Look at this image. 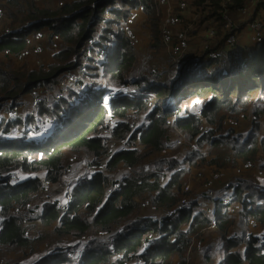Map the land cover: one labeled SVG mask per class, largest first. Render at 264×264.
<instances>
[{
    "label": "trees",
    "instance_id": "obj_1",
    "mask_svg": "<svg viewBox=\"0 0 264 264\" xmlns=\"http://www.w3.org/2000/svg\"><path fill=\"white\" fill-rule=\"evenodd\" d=\"M119 1L124 4L133 2ZM222 1H219L218 12L213 15L217 20ZM108 2L72 0L62 3L58 13L51 14L47 9L31 3V0H0V7L7 15L0 29V95L17 93L12 103L21 102L30 93L44 98L52 96L56 86H46L63 74H69L74 66L82 64L83 60L79 61L81 46L75 44L90 41L96 25L104 21L103 11L111 14L115 12L118 21L127 15L125 9L115 10L114 1ZM243 3L244 0H230L226 6L234 10ZM143 6L148 12L145 2ZM38 31L42 32L43 41L54 39L57 49L50 60L30 62L34 66L26 76L33 79H26L21 87L18 85L19 76L25 73L22 68L17 69L8 64L17 61V56L27 45V38ZM263 32L264 29L258 37L256 50L242 54L241 62L222 63L219 56L211 58L205 55L201 57L205 65L199 69L200 58L191 55L184 65L183 79L177 73L181 62L169 57L166 60L167 68L148 77L145 91L153 93L152 100H141L132 93L110 96V93L100 88L96 95H92L95 89L83 80L76 82L82 85L81 91L67 90L59 99L48 104L37 102L23 120L16 116L13 119L17 120L9 125L0 123V127L4 125L5 128L0 133V216L4 217L0 222V252L17 258L20 255L16 252L17 248L30 250L29 255H32L42 244H53L55 249L34 264H66L65 254H62L65 250L60 243L65 242L67 237H87L78 264H109L114 255H120L116 261L124 264L132 254H137L143 264H194L187 258V251L193 248L195 240L202 242L205 233L214 228L225 243V253L217 258L204 251L203 264H264V200L261 196L258 203L250 201L252 194L243 188L241 180L227 187L230 194L227 195L229 201L226 203L222 194L210 196L203 189L206 194L204 197L212 203H209L212 210L210 216L205 213L193 214L191 209L196 201H191V196L187 207L178 209L176 214L169 213V209L176 207L185 194L184 181L190 167L173 170L166 181L161 180L164 174L158 170L133 172L107 191L111 180L109 172H113L120 164L134 167L151 154L166 148L169 136L166 131L170 130L171 119L175 117L174 109H180L181 106L185 109L184 116L174 119L175 126L189 141L196 143V150L187 154L189 159L206 144L211 156L209 165L216 164L219 168L227 167L218 164L219 158L225 154L236 162L247 163L264 152V136L258 139L251 134L247 140L249 143L239 146L235 131L229 130L226 135L219 137L203 133L204 122L215 127L218 121L221 126L224 113L241 110L243 106L251 104L257 95L264 97ZM152 34L157 40L155 28ZM217 34L222 35V28ZM127 44L119 40L113 51L107 50L110 65L129 64L132 61L133 54ZM216 62L221 64L223 71L212 64ZM114 70L112 66L111 71ZM44 72L48 73L41 75ZM257 80L260 82L256 83ZM192 97L200 101L197 103L198 111L188 107ZM4 107H11V104L0 101V110ZM129 113H145L146 120L133 126ZM74 117L77 121H73ZM0 120H5V117L1 116ZM17 124L28 128L23 137L12 130ZM30 124L36 129L32 130ZM29 131L33 135H28ZM111 141L115 142V146L110 147L108 154ZM64 151L84 152L91 156V161L104 162L106 170L86 175L83 179L80 176L84 175L78 176L73 188L68 189L64 212L56 208L55 202H45L38 214L27 216L28 222L50 227V231L44 235L38 230L27 235L22 215H9L8 211L14 204L24 205L32 201L42 189L43 180L51 183L61 180L64 174ZM16 171L23 174L42 172L43 177L22 175ZM192 192L193 189L189 195ZM146 197L154 208L166 209L167 215L152 220V227L144 223V227L137 229L134 234L117 230L118 226L128 224L136 216L141 201ZM213 222L214 227H211ZM243 223L248 224L247 227H242ZM237 224L241 227L232 229ZM114 231L115 236H112ZM149 232L152 238L157 239L151 241L145 238ZM99 233L109 234L110 245L100 246L93 242L95 234ZM67 256L70 257V252ZM171 258L172 262L168 263L167 260Z\"/></svg>",
    "mask_w": 264,
    "mask_h": 264
},
{
    "label": "rangeland",
    "instance_id": "obj_2",
    "mask_svg": "<svg viewBox=\"0 0 264 264\" xmlns=\"http://www.w3.org/2000/svg\"><path fill=\"white\" fill-rule=\"evenodd\" d=\"M68 1L72 0H31V3L40 8L47 9L51 14H56L62 3ZM108 1V4L114 1V8L117 11L125 9L127 13L125 18L118 21L117 16L114 14L115 12L111 14L103 11L102 17L104 18V21L96 25L95 32L92 34L94 41H86L83 44L77 42L75 44L81 46L79 61L83 60L82 64L74 66L69 74H63L54 82L46 86L48 88L56 86L52 92V96L49 98L40 97L35 93H30L25 99H20L21 102L13 103L11 107L2 108V110H0V117L4 116L5 120H0L1 124L9 125L13 123L17 120L13 119V117L16 116L23 120L28 110L36 106L37 102L44 101L48 104L49 101H55L62 96L60 95L62 91L63 93L71 89L81 91L82 85H78L76 82L83 80L95 89L92 95H96L97 90L100 88L107 93H110V96L115 97L118 95L125 96L132 93L133 95L139 96L141 100L153 98V93L145 91V88L149 83L148 77L156 75V70L161 71L162 69L167 68L166 59H168V57L175 51V42L180 38L178 30L182 29V25H186V30L189 35L192 36L193 34L190 32L192 29L199 26L203 21L208 20L216 11H218L217 3L220 0H190L189 10L181 14V24L173 27L172 38L167 41V44L164 43L160 37L162 24L167 13L162 11L158 5V0H132L133 2L131 4H124L119 0ZM130 1L131 0H129L128 3ZM143 2L148 6V12H146L143 7ZM257 2L256 6L253 5L250 7V12L252 13L255 9V11L260 14L258 18L261 21H264V0H257ZM176 3L177 0H168L166 10L175 11ZM259 11H262V13ZM222 13H224V11H222ZM105 19L107 21H105ZM213 23V27L216 31L218 22L214 21ZM153 28L157 30V40L152 36ZM33 35L32 42L39 40L40 35V45H42V32H34ZM103 37L104 39H102ZM119 40L128 43V49L132 52L133 59L129 64L110 65V61L106 54L108 52L107 50L113 51L114 47L119 43ZM54 41V39H51L50 43L54 44ZM94 44H100L101 46H94ZM219 57L222 63L223 61H226L225 63H237L242 61L240 54L237 53H231L227 56L220 55ZM17 58V61L14 58H9V60L14 59L16 62L10 61L8 66H14L17 69L22 68L25 75L21 74L18 81V85L22 87L26 79H33L26 76V74L29 69L34 66V63L27 62L20 56H17ZM36 59L42 61L45 60V51ZM212 64L223 71L219 62ZM204 65L205 64H202L198 68L200 69ZM46 66L49 67L50 65ZM112 66L115 67L113 72L111 71ZM47 73L48 72H44L41 75L45 76ZM177 73L179 74V77L183 79L184 73L180 71H177ZM259 82V80L256 81V83ZM88 88L91 87L88 86ZM21 92L22 90L20 93ZM5 95H9L10 98L8 99L13 100L11 98L13 94ZM194 98L195 97L189 99L188 107L192 111H198L197 103H200V101H197ZM106 101L107 100H105V103ZM106 105L109 107L108 104ZM263 110L264 97L257 95V98L254 99L251 104L243 106L241 110H237L231 114L224 113L221 126H219L218 121L215 127L204 122L203 133L208 132V136L210 137H219L226 135L229 130H232L233 132L235 131L234 134L239 137V146H243L244 143H249L247 140L251 134L256 135L258 139L263 138ZM184 111L185 109L183 106H181L180 109H174L175 117L171 119L170 130L166 131V134H169L168 139L166 140V148L162 151L151 154L134 167H127L124 164H120L113 172H109L111 180L107 191L111 189L113 184L116 186L117 183L125 178L127 174L131 175L133 172L158 170L161 174H164L162 175L161 180L166 181L167 176L171 174L173 170L185 166L187 168L190 167V172L185 176V185L183 188L186 195L184 196V200L187 201L188 205L190 196L191 201H196L193 210L191 209L193 212L207 211V214H209L208 211H210L212 213L209 204L211 201L209 198L204 197L206 194L210 196L222 194L224 197L223 201H225V203L228 202L229 198L227 195H229L230 192L227 191V187L230 186V184H235L238 180H241L243 188L252 194L250 201L258 203L261 196L264 200V152H260L254 161L247 163L236 162L232 157L228 158L225 154L222 158H219L218 164L227 165V167L219 168L216 164L209 165L211 156L209 155V146L206 144L200 148L198 153H196L192 159H189L187 154L196 150V143L194 141H189L183 133L179 132L174 121V119L184 116ZM129 116L133 125H138L146 120L145 113H129ZM72 119L73 121H77L76 117ZM30 125L32 130L36 129V126H33L32 124ZM27 129L28 128H26L25 125L20 126L18 124L12 128V130L21 133L20 137L24 136ZM4 130L5 128L3 125L0 127V133H3ZM211 131L213 132L211 133ZM243 140L244 142H242ZM121 142L124 143L123 141ZM111 146L114 148V141L110 142L108 154L110 153L109 149ZM125 147L126 146H124L123 149ZM63 155L64 174L61 180L56 184L43 180V187L34 195V199L30 202V206L20 208V210L16 212V214L22 215L25 221L24 225L27 228V235L35 233L36 230L41 231L43 235L50 231V227H43L38 222H28L27 216L31 217L38 214L45 202H55L56 204L59 201L65 202L66 197L69 194V192H67V187L73 188L75 179L80 175H84L80 176L82 179L86 177V175L90 173L89 171L91 167L98 165L101 166V170H106L104 162L91 161V156L84 152L64 151ZM16 172L22 175H39L43 177L42 172L29 174H23L20 171ZM13 179L16 180L15 175H13ZM49 183L51 185H49ZM192 189V195H189V192ZM203 189L206 194L203 193ZM166 213V209L159 210L154 208L151 205L149 198L146 197V199L141 201L140 211L136 216L133 217L128 224L123 223L122 226H118L117 230H124L121 232L124 234L125 232L134 234L137 229L144 227V223H148V227H152L151 221L167 215ZM126 225L129 227L128 230L126 229ZM247 225L248 224L243 223L242 227H247ZM133 227L138 228L132 230ZM236 227L241 226L237 224L232 229ZM210 229L211 230L205 233L202 242L195 240L193 248L191 249L190 247L189 251H187V258L193 261L194 264H203L202 254L204 251L215 255L217 258L222 257L225 253V243L222 238L213 230L214 228ZM115 232L116 231L113 232L112 236H115ZM117 233H119V231H117ZM144 237L149 238L151 241L157 239L156 237L152 238V233L150 232ZM87 239V237H82V239L67 237L65 242L60 243L65 250L62 254H65L66 264L79 263L84 252L82 245L86 243ZM93 242L98 243L100 246L110 245L111 237H109V234L105 233L95 234ZM52 249H55L53 244L45 243L38 248L35 254L29 255L30 250L17 248L16 252L20 253L17 258H14L11 254L0 252V264H13L15 262H19L20 264H34L43 259L45 257L44 255ZM68 252H70V257L67 256ZM167 262L171 263L172 258L167 260ZM109 264L120 263L111 260ZM124 264L143 263L137 258V254H132L127 263Z\"/></svg>",
    "mask_w": 264,
    "mask_h": 264
},
{
    "label": "built area",
    "instance_id": "obj_3",
    "mask_svg": "<svg viewBox=\"0 0 264 264\" xmlns=\"http://www.w3.org/2000/svg\"><path fill=\"white\" fill-rule=\"evenodd\" d=\"M229 1L230 0H223L222 1V9L220 10V13L218 15L219 19L217 20L215 17L213 20V22L214 21L218 22L216 31H215V28L213 27L214 24L210 25L211 27L208 26L206 28L205 36L207 38H215L217 40V45H223L224 48L229 50V51H236L238 48V34L244 28L245 25L249 24L250 27L255 30L253 32V36L255 38L258 39V37L261 35V33L258 31L260 25L256 22V20H257L256 17L249 18L248 23H244V21H242V19L239 21H234L232 18V13L238 12L242 16H245L248 14L247 2L254 3V4H257L258 2H257V0H244V3L241 6H239L238 8H235L234 10H229V8L226 6V4ZM189 2H190V0H177L176 6H175L176 10L175 11H167L166 6L168 3V0H158V5L162 9V11L167 13L166 18L163 21L162 30L160 33V37L164 43L167 44V41L171 40L173 27L179 26L181 24V14L184 12H187L189 10ZM222 11H224V13H222ZM6 20H7V15L5 14L4 10L0 7V29L2 28V25L6 22ZM220 22L223 23L222 35L220 37H218L217 31H218V26H219ZM196 28L192 29L190 32L194 31ZM186 29H187L186 26L185 27L182 26V29L178 30V34H179L180 38L175 42V51L179 56L184 55V56L190 57L191 55H194L195 53L191 49V44H190L191 43V36L189 35V33ZM33 37H34V35L32 33L27 38V45H26L25 49L23 50V52L21 53L20 57L26 58L29 62H39V59H36V58L39 57L44 51L48 50L50 52V57H51L52 53H54L56 51L57 46H56L55 42H54V44H51L50 42L43 41V44L40 45L41 36L39 35V40H36V42H32ZM90 41H94V39H90ZM198 55L202 56V57L207 55L208 57L215 58V57H218L222 54L220 53V50L218 48L205 45L200 50ZM16 95H17V93L13 94L11 96V98H14ZM60 95H63V91L60 93ZM6 96H8V95H0V97L2 98V100H0V101L9 102L12 106L13 103L11 102V100L8 99V98H10V96H8V98ZM109 125H113V123H109ZM16 133L18 134L19 132L16 131ZM27 134L33 135V132L29 131ZM97 171H103V170H101V166L95 165V166L91 167V169L89 171L90 173L88 175L90 176ZM56 183H58V182H56ZM56 183H53V184H56ZM49 185H51V184L49 183ZM68 189H69V187H67V192H68ZM183 190H184V188H183ZM184 193H185L184 194V196H185L186 192L184 191ZM184 196L179 201V203L176 205V207H171L169 209L170 214H176L178 209H182V208H185L188 206L187 201L184 200ZM30 202L31 201L27 202L24 205L14 204L9 209L8 214L9 215H15V216L20 215V214H16V212H18L20 210V208L29 207ZM56 208H58L61 212H64L66 210L65 202L59 201L56 204ZM208 212H209V214H207V211H199V212L194 211L193 214L205 213L207 216L212 215V213L210 211H208ZM3 220H4V217L0 216V222H2ZM211 227H214V222L212 223ZM119 230H121V229H119ZM26 234H27V231H26ZM114 257L118 258V257H120V255H115Z\"/></svg>",
    "mask_w": 264,
    "mask_h": 264
},
{
    "label": "crops",
    "instance_id": "obj_4",
    "mask_svg": "<svg viewBox=\"0 0 264 264\" xmlns=\"http://www.w3.org/2000/svg\"><path fill=\"white\" fill-rule=\"evenodd\" d=\"M256 6V4L254 3H249L247 2V7H248V14L245 16H242L240 13L238 12H233L232 13V18L234 21H239L242 19V21L247 20L249 18H258V16L260 15L258 12L254 11L251 13L250 12V7L251 6ZM217 8L219 9V2L217 3ZM218 12V11H217ZM215 16L210 17L208 20L203 21L199 26H197V28L192 31V36H191V49L194 51L196 57H199V65L203 64L204 62L202 61L203 58H201L202 56H199L198 53L200 52V50L205 46H211V47H216L220 50V53L224 56L230 55L231 53H236V51H229L227 49L224 48L223 45H217V40L215 38H207L205 36V31L206 28L210 25H213V20H214ZM5 24V23H4ZM223 23L220 22L219 26H218V31L219 32L222 28ZM183 27H185L186 25H182ZM218 37H220L218 35ZM255 42L259 43V40L257 38H255V41L252 40V35L251 32L248 29H245L241 32V35L238 39V54H240V56L242 54L246 55L247 52H251V51H255L256 47L259 44H256ZM45 56L46 59L48 58V60H50V52L48 50L45 51ZM178 54L176 53V51H174L169 57H173L174 59H178ZM168 57V58H169ZM167 60V59H166ZM40 61V60H39ZM158 71V70H156ZM180 72L185 73V67L182 66L181 68H179Z\"/></svg>",
    "mask_w": 264,
    "mask_h": 264
},
{
    "label": "water",
    "instance_id": "obj_5",
    "mask_svg": "<svg viewBox=\"0 0 264 264\" xmlns=\"http://www.w3.org/2000/svg\"><path fill=\"white\" fill-rule=\"evenodd\" d=\"M248 21H249L248 19H247V20H244V23H248ZM256 22L260 25L258 31H259L260 33H262V31H263V29H264V21H261L259 18H257ZM245 29H248V30L251 32L252 40L255 41V37L253 36V32H254L255 30H254L253 28H251L249 24L245 25L244 28L240 31V33L238 34V39H239V37H240V35H241V32H242L243 30H245ZM255 43L257 44V42H255ZM237 51H238V48H237V50H236V53H237ZM190 59H191V56H190V57H188V56H184V55H180V56H178V59H177V60L181 62L180 68H181L182 66H184V65H185ZM6 97L8 98V96H6ZM0 100H2L1 97H0Z\"/></svg>",
    "mask_w": 264,
    "mask_h": 264
},
{
    "label": "clouds",
    "instance_id": "obj_6",
    "mask_svg": "<svg viewBox=\"0 0 264 264\" xmlns=\"http://www.w3.org/2000/svg\"><path fill=\"white\" fill-rule=\"evenodd\" d=\"M91 39H93V38H91ZM128 175V174H127ZM115 256V255H114ZM117 258V257H116ZM116 258L115 257H113V260H115L116 261Z\"/></svg>",
    "mask_w": 264,
    "mask_h": 264
}]
</instances>
